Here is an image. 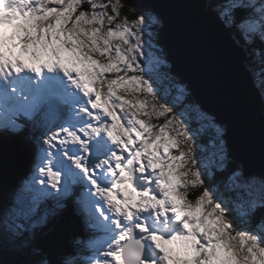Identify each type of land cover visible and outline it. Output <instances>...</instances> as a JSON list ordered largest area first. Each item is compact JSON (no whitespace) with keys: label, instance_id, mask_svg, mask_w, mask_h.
<instances>
[{"label":"snow or ice","instance_id":"6c2138e0","mask_svg":"<svg viewBox=\"0 0 264 264\" xmlns=\"http://www.w3.org/2000/svg\"><path fill=\"white\" fill-rule=\"evenodd\" d=\"M127 2L0 0V135L37 146L0 210V242L29 247L70 208L96 246L87 262L58 264H264V173L230 156L213 114L185 103L187 87L161 70L158 17L129 4V21ZM205 7L264 89V0Z\"/></svg>","mask_w":264,"mask_h":264},{"label":"water","instance_id":"95a60500","mask_svg":"<svg viewBox=\"0 0 264 264\" xmlns=\"http://www.w3.org/2000/svg\"><path fill=\"white\" fill-rule=\"evenodd\" d=\"M124 2V0H122ZM207 0H128L161 20L170 72L192 99L225 125L226 151L246 170L264 173V96L247 70L248 54L221 29Z\"/></svg>","mask_w":264,"mask_h":264},{"label":"trees","instance_id":"16d2710c","mask_svg":"<svg viewBox=\"0 0 264 264\" xmlns=\"http://www.w3.org/2000/svg\"><path fill=\"white\" fill-rule=\"evenodd\" d=\"M84 7H87V5ZM140 11L144 13L148 12L146 9ZM121 15L127 16L129 21L136 19V14L127 6H124ZM159 28L160 24L155 26L154 30L158 36V44L164 47L159 36ZM247 54L249 63L251 57L248 52ZM166 71L168 70L166 69ZM256 81L259 85V80L256 79ZM261 91L264 96V89H261ZM168 100L169 107L172 109L173 113L178 114L183 110V105L180 107H172L170 102L171 97H168ZM185 103L196 104L190 94ZM163 122V119L154 120L155 124H162ZM190 126L195 129L198 127V124L194 121ZM24 141H26V139L18 136H13L10 141H6V139L0 137V210H2L12 198L11 194L14 193L18 180L26 175L25 167L27 164V150L25 149L26 146ZM23 146L25 147L22 148ZM192 150L194 152L198 151L195 147H193ZM224 176H226V173L222 174L216 172L215 180H220ZM206 183H208V181H206ZM200 191L201 189L190 190L189 199H194ZM53 217L51 219H53ZM51 219L45 226L38 228L35 232L33 248L41 250L39 256H34L31 251L32 257H27L19 251H9L4 245H2L0 247V264H22L25 257L27 259L33 257H40L42 259L47 258L52 264H58L62 258L72 253H76V259L81 261L82 258L77 256V252L83 254V252H85L84 248L86 249L87 247H85V244H79L78 241L80 239H82V241L85 240L86 234L85 230H83L78 224L71 209H66L60 217H55V220Z\"/></svg>","mask_w":264,"mask_h":264},{"label":"rangeland","instance_id":"374dc122","mask_svg":"<svg viewBox=\"0 0 264 264\" xmlns=\"http://www.w3.org/2000/svg\"><path fill=\"white\" fill-rule=\"evenodd\" d=\"M148 12L147 13H152V14H154V15H156L157 16V14L152 10V9H146ZM158 17V16H157ZM158 19H159V21H160V26H161V20H160V18L158 17ZM158 37V36H157ZM158 40V39H157ZM157 50H158V54L164 59V60H166V62H167V67L166 68H163V69H161L162 71H166V69L168 70L167 72H169L171 75H172V73L170 72V62H169V60H168V58H167V55H166V52H165V48L164 47H162V46H160L159 44H158V41H157ZM165 52V53H164ZM173 76V75H172ZM174 77V76H173ZM175 79H176V81L177 82H179V83H182L178 78H176V77H174ZM183 85H185L186 87H187V89H188V85H186V84H184V83H182ZM188 92H189V90H188ZM189 94H190V92H189ZM198 105V104H197ZM200 106V105H199ZM150 111V110H149ZM171 111H172V109H171ZM173 112V111H172ZM141 119H143L144 117H140ZM162 119V118H161ZM195 120H193V121H191L190 122V125L192 124V122H194ZM152 123H154V120L152 121ZM222 126V128H223V131L225 130V128H226V126L225 125H221ZM168 131L169 132H171L172 131V129L171 128H169L168 129ZM33 143V142H32ZM33 146H35L34 147V150H33V153H31V150H30V155L28 156V158H30V157H32V154L33 155H35V157H33V164H31V163H27L26 164V167H25V176H27L28 175V177H29V175L31 174V172H32V170H33V168H34V163H35V161H36V156H37V146L35 145V144H32ZM224 146H225V143H224ZM34 152H35V154H34ZM23 177V178H21V179H19V182H18V187L21 185V183L23 182V181H25L26 180V177ZM27 177V178H28ZM16 190H17V188H16ZM15 190V191H16ZM15 191H14V193H15ZM14 193H12L11 195L13 196V194ZM64 211V210H63ZM58 214H60V216H61V214H62V211H60ZM55 217H53V219H54ZM53 219H51V220H53ZM55 220V219H54ZM50 221V220H49ZM90 233L91 234H89V237L92 239L91 240V242L89 243V245L87 244V246H88V248H86V250H85V248H84V250L86 251V256H84V254H82V253H80V252H77V256L79 257H81V258H83V260H81L82 262H87L88 261V259H89V257L91 256V249H93L95 246H96V240L93 238V232L92 231H90ZM98 235V234H97ZM89 238V239H90ZM34 241H35V239L32 241V243H31V245L29 246V247H23V246H21V242L20 241H15V242H12V241H9L8 243H4V242H0V247L2 246V245H4L9 251H13V250H15V251H19L20 253H22V254H24L25 256H27V257H32V253H31V251H32V249H33V247H34ZM78 243L79 244H83V242L82 241H78ZM262 246H264V245H262ZM86 247V246H85ZM83 250V251H84ZM26 259V260H25ZM36 259H42V258H40V257H36V258H24V261H23V263L22 264H31V262L32 261H34V260H36Z\"/></svg>","mask_w":264,"mask_h":264},{"label":"bare ground","instance_id":"6f19581e","mask_svg":"<svg viewBox=\"0 0 264 264\" xmlns=\"http://www.w3.org/2000/svg\"><path fill=\"white\" fill-rule=\"evenodd\" d=\"M33 155V154H32Z\"/></svg>","mask_w":264,"mask_h":264}]
</instances>
